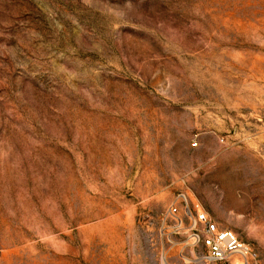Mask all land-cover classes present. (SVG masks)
Wrapping results in <instances>:
<instances>
[{
	"label": "rangeland",
	"instance_id": "rangeland-1",
	"mask_svg": "<svg viewBox=\"0 0 264 264\" xmlns=\"http://www.w3.org/2000/svg\"><path fill=\"white\" fill-rule=\"evenodd\" d=\"M184 183L264 258V0H0V264H212Z\"/></svg>",
	"mask_w": 264,
	"mask_h": 264
},
{
	"label": "built area",
	"instance_id": "built-area-1",
	"mask_svg": "<svg viewBox=\"0 0 264 264\" xmlns=\"http://www.w3.org/2000/svg\"><path fill=\"white\" fill-rule=\"evenodd\" d=\"M160 221L164 233L182 234L188 244L200 250V262L264 264L256 243L245 239L232 227L221 226L185 183L177 189Z\"/></svg>",
	"mask_w": 264,
	"mask_h": 264
}]
</instances>
